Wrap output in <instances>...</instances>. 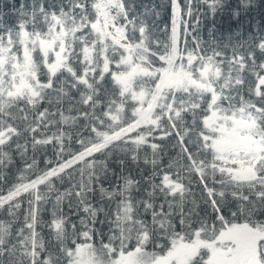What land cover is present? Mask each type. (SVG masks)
<instances>
[{
  "label": "snow or ice",
  "instance_id": "snow-or-ice-1",
  "mask_svg": "<svg viewBox=\"0 0 264 264\" xmlns=\"http://www.w3.org/2000/svg\"><path fill=\"white\" fill-rule=\"evenodd\" d=\"M0 264H264V0H0Z\"/></svg>",
  "mask_w": 264,
  "mask_h": 264
}]
</instances>
